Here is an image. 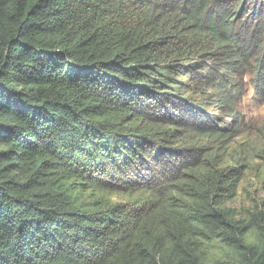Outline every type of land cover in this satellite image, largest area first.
<instances>
[{"label": "trees", "instance_id": "trees-1", "mask_svg": "<svg viewBox=\"0 0 264 264\" xmlns=\"http://www.w3.org/2000/svg\"><path fill=\"white\" fill-rule=\"evenodd\" d=\"M257 1L0 0V264H264L239 173L163 119L231 112L246 77L264 103Z\"/></svg>", "mask_w": 264, "mask_h": 264}, {"label": "rangeland", "instance_id": "rangeland-1", "mask_svg": "<svg viewBox=\"0 0 264 264\" xmlns=\"http://www.w3.org/2000/svg\"><path fill=\"white\" fill-rule=\"evenodd\" d=\"M260 2L261 0H258L256 5L254 3L250 5V7L255 6L256 19L263 17L259 12ZM239 30L244 34L248 27L241 26ZM250 35L252 36L251 32ZM251 40L252 38L248 42ZM237 83L238 98L231 112L219 109L218 102L204 97L206 104L200 106L199 110L186 107L183 113L179 114L181 119L163 118L164 126L173 124L178 128L181 127L182 132L186 133L191 151L183 157L185 164H192L194 160L199 163L204 159L213 158L212 161L217 169L236 170V173H239V181L234 191L228 194L229 197L224 198L223 206L232 209L239 220L259 219L264 216V104L256 90L257 86L249 77L239 79ZM209 126L231 137L218 141L216 136L209 134L211 131ZM193 144L196 146L194 147ZM173 148L188 151L185 141L180 145H168V149ZM186 156H194V158ZM154 166L155 164L151 168ZM124 200L126 199L122 196H116L112 199V203ZM219 252L217 245L210 246L207 262L210 259L213 262Z\"/></svg>", "mask_w": 264, "mask_h": 264}, {"label": "clouds", "instance_id": "clouds-1", "mask_svg": "<svg viewBox=\"0 0 264 264\" xmlns=\"http://www.w3.org/2000/svg\"><path fill=\"white\" fill-rule=\"evenodd\" d=\"M258 95H259V97L261 98V96H260V94L258 93ZM261 100H262V98H261ZM263 102V101H262ZM264 104V103H263ZM155 188H160L161 186H162V183L161 182H159V183H157V184H155V185H153Z\"/></svg>", "mask_w": 264, "mask_h": 264}]
</instances>
